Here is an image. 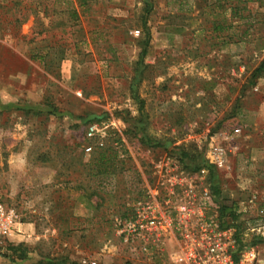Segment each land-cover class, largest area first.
Returning a JSON list of instances; mask_svg holds the SVG:
<instances>
[{"label": "rangeland", "instance_id": "rangeland-1", "mask_svg": "<svg viewBox=\"0 0 264 264\" xmlns=\"http://www.w3.org/2000/svg\"><path fill=\"white\" fill-rule=\"evenodd\" d=\"M81 3L0 0L37 17L0 34V264H170V244L144 255L118 228L149 188L166 195V163L187 172L179 150L188 168L222 151L206 184L264 225V0Z\"/></svg>", "mask_w": 264, "mask_h": 264}, {"label": "built area", "instance_id": "built-area-1", "mask_svg": "<svg viewBox=\"0 0 264 264\" xmlns=\"http://www.w3.org/2000/svg\"><path fill=\"white\" fill-rule=\"evenodd\" d=\"M89 130L101 134L104 129L92 125ZM206 159L194 173L166 163L159 173L166 195L160 197L155 187L149 188L148 196L119 222L118 235L123 244L136 246L144 255L161 256L170 244V264H264L256 248L264 243V225L219 218L206 178L208 167L224 165L225 156L216 150ZM255 201L252 196L249 202ZM263 212L264 205L259 209ZM6 232V226H0V234Z\"/></svg>", "mask_w": 264, "mask_h": 264}, {"label": "trees", "instance_id": "trees-1", "mask_svg": "<svg viewBox=\"0 0 264 264\" xmlns=\"http://www.w3.org/2000/svg\"><path fill=\"white\" fill-rule=\"evenodd\" d=\"M27 7H29V4H26ZM84 6V0H82V3L79 4V7ZM30 8V7H29ZM8 9L7 6H1L0 5V34L2 32H7L9 35H15L18 33V30L20 28V26L24 23V21L28 18V16H34L36 17V14H34V11H29L26 12V7L24 8V13L20 15V17H15L13 14L9 15L7 17H2V10ZM31 12V13H30ZM71 14L73 15V17H76L77 14L75 11H72ZM1 36V35H0ZM22 39V38H21ZM24 40V39H22ZM35 39L32 38L30 39L26 44H33L34 47L29 49V58L32 61L38 62L39 64L46 66V58L48 56V51H50L51 49L48 48L47 46H44L45 44V38H41L37 41H34ZM63 57H61L59 60H62ZM179 164L184 166V169L187 170V172L189 171L190 173H194L197 172L198 170H200L202 167H204V163L201 162H195V160H192L191 162H195L193 164V167L188 168V166L186 165L185 161H187V155L184 153V151L179 150ZM98 160H97V165L95 166L97 169V173L96 176H103L106 174V169H103L106 165H110L113 160L111 158H106L105 157V153L104 152H100L98 154ZM213 176V168L212 167H208V177L212 179ZM211 195L213 196V199L215 201V203H217L218 206V210H219V218H226L229 221H238L236 219V214L234 212V204L232 202H229L227 200H221V202H218V197H219V188L216 187V185H211L209 187ZM86 204H90L89 200L87 199ZM240 224L245 223L242 221H239Z\"/></svg>", "mask_w": 264, "mask_h": 264}]
</instances>
